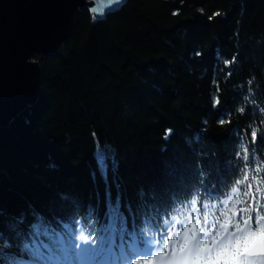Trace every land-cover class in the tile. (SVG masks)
Masks as SVG:
<instances>
[{"label": "trees", "instance_id": "1", "mask_svg": "<svg viewBox=\"0 0 264 264\" xmlns=\"http://www.w3.org/2000/svg\"><path fill=\"white\" fill-rule=\"evenodd\" d=\"M34 58L37 101L0 127V233L21 215L31 233L35 211L59 231L74 216L96 239L119 192L133 235L115 248L134 258L133 242L167 252L168 235L218 224L233 187L251 185L238 207L264 206V0H125L100 20L83 8L58 50Z\"/></svg>", "mask_w": 264, "mask_h": 264}, {"label": "snow or ice", "instance_id": "2", "mask_svg": "<svg viewBox=\"0 0 264 264\" xmlns=\"http://www.w3.org/2000/svg\"><path fill=\"white\" fill-rule=\"evenodd\" d=\"M113 2L114 0H109V3ZM219 103L217 99L214 107ZM219 123L224 124L225 119L221 117ZM251 135L254 140L257 129H253ZM244 159H248L246 148ZM100 168L106 180L107 165L103 160L100 162ZM255 179L256 177L253 176V180ZM246 180H248L247 168L244 170L243 178L236 183L242 185ZM250 187L251 185L243 194L238 187L232 188L231 195L223 202L224 207L218 217V224L212 223L210 227L193 225L188 228L185 226L183 231L176 233V240H173L171 235L166 237L164 246L166 248L171 246L170 251L157 250L151 259H137L135 264H155L157 260L160 264H264V214H262L264 206H260L258 211L251 207H238L243 205L245 199L250 196ZM256 191L264 193V182L256 188ZM147 195L149 194L141 189L139 196L142 205H147L144 199ZM108 197V223L101 225L99 229L101 234L96 239H93L89 230L83 226L74 232V216L67 221L57 218L63 228V231H59L43 223L44 218L33 211V216L38 222L30 225L32 232L29 234H26L21 227L25 221L24 215L13 217L6 225L7 232L0 233V239L3 240L0 258L3 264H74L76 260H82L90 255H114L117 235L123 240L125 233L129 235L133 233L129 232L127 218L121 211L119 192L115 204L112 203L110 191ZM60 198L71 201L77 209L79 208V202L74 197L61 193ZM192 203L195 204L196 201L193 200ZM253 211H255L254 217L251 215ZM92 213L93 209L90 206L89 218ZM238 214L240 219H237ZM203 220L205 224H208V213H204ZM42 235L47 236L53 243L38 240ZM97 239L100 241V246L90 247L89 244L95 245ZM135 247V242L130 244L131 249L135 250ZM124 255L123 245H121V257Z\"/></svg>", "mask_w": 264, "mask_h": 264}, {"label": "water", "instance_id": "3", "mask_svg": "<svg viewBox=\"0 0 264 264\" xmlns=\"http://www.w3.org/2000/svg\"><path fill=\"white\" fill-rule=\"evenodd\" d=\"M124 2L0 0V127L37 101L41 71L34 57L58 50L70 35L75 12L87 8L100 20Z\"/></svg>", "mask_w": 264, "mask_h": 264}, {"label": "rangeland", "instance_id": "4", "mask_svg": "<svg viewBox=\"0 0 264 264\" xmlns=\"http://www.w3.org/2000/svg\"><path fill=\"white\" fill-rule=\"evenodd\" d=\"M97 241L98 242L95 246L96 248L100 246V241L98 239ZM105 247H107V245H105ZM163 248H164L163 246L153 247L150 250H139L135 248V256H134L135 258L133 259L129 258L128 260L126 255L121 257V245L118 244L117 247L114 248V255H108V254L90 255L82 260H76L74 264H120L118 257H120V259L122 260L121 264H135V261L137 259H141V260L151 259L153 256H155L157 250L163 252ZM123 249H125L124 246ZM155 264H160V262L157 260L155 261Z\"/></svg>", "mask_w": 264, "mask_h": 264}]
</instances>
